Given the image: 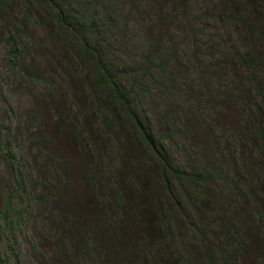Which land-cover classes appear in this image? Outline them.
<instances>
[{"label":"rangeland","instance_id":"obj_1","mask_svg":"<svg viewBox=\"0 0 264 264\" xmlns=\"http://www.w3.org/2000/svg\"><path fill=\"white\" fill-rule=\"evenodd\" d=\"M35 1H0V264H264L263 0H55L168 185Z\"/></svg>","mask_w":264,"mask_h":264},{"label":"trees","instance_id":"obj_2","mask_svg":"<svg viewBox=\"0 0 264 264\" xmlns=\"http://www.w3.org/2000/svg\"><path fill=\"white\" fill-rule=\"evenodd\" d=\"M22 1L25 2V5L28 9H31L33 6H37V5H38L37 7H39L38 2H36L35 0H22ZM42 1L45 2L48 7V14L46 16V19L49 20L50 18H52V25H53L52 28L59 35V38H61V40L64 41V44L68 47V49H74L75 54L77 56L76 60L80 61L79 64L80 65L84 64L89 69L91 76L99 77L98 83L101 86L107 87V89H109L110 92L107 91L106 98L109 101L114 100L115 107L113 108L116 110L113 111V108L108 110L111 113H113L115 124L120 123V118H119L120 116L125 117L126 120L123 121V124L129 127L132 131L136 132L135 133L136 144L146 146L148 150L155 157L158 158V161L160 163V167H159L160 175H162V177L164 178V182L166 185H168L167 183L172 182L171 180L173 179L178 181L187 178L189 175L184 170L182 169L180 170L174 166H171V163L169 162L165 154L161 153L158 150L160 147H164V146L159 145V138H157V136L153 134V130L150 122L148 120H145V118H142L138 110L134 107L133 103H129L125 100L123 94L120 92V90L115 85L114 81L111 79L106 68L102 65V61L101 59H99V56L93 54L94 51H91L89 46L84 42L85 40L83 39V37L78 33V31L75 28H73L72 25L68 23L69 21L72 20L71 14L67 16V14L64 11V8L61 6H57L55 0H41V2ZM233 13L231 17L235 19L236 22H238L237 18L233 16ZM25 19L22 21L23 25ZM260 29L261 32L260 34H258V36L263 39L264 27H261ZM253 31L255 30L253 29ZM5 43L12 48L9 55L13 63L14 64L19 63V59H20V54L18 52L19 48L14 43V37L11 36V38H9L8 41ZM239 56H240L239 60L241 66L253 67L254 59L251 56L245 53L242 54L239 53ZM254 80L256 79L253 78V81ZM253 84H254V89L256 90L257 95L261 100V110L264 112V95L262 93V89L257 82L254 81ZM102 105L105 108L107 105V101L105 100V102H103ZM117 127L118 126H116V128ZM258 138L264 142V131H261L258 134ZM166 187L168 191H170V187L169 186Z\"/></svg>","mask_w":264,"mask_h":264}]
</instances>
